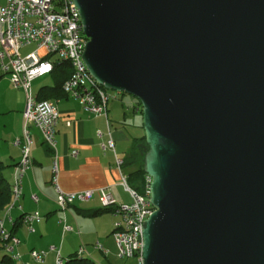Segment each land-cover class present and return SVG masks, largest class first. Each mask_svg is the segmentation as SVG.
<instances>
[{
    "label": "water",
    "instance_id": "obj_1",
    "mask_svg": "<svg viewBox=\"0 0 264 264\" xmlns=\"http://www.w3.org/2000/svg\"><path fill=\"white\" fill-rule=\"evenodd\" d=\"M82 59L141 104L143 264H264V0H73Z\"/></svg>",
    "mask_w": 264,
    "mask_h": 264
},
{
    "label": "crops",
    "instance_id": "obj_2",
    "mask_svg": "<svg viewBox=\"0 0 264 264\" xmlns=\"http://www.w3.org/2000/svg\"><path fill=\"white\" fill-rule=\"evenodd\" d=\"M0 81L7 84L10 81L1 70ZM39 88L32 89V93L37 95ZM11 90L13 98H2L0 109V158L6 165L4 175L10 182L21 157L20 148L13 141L22 131L26 101L22 88L13 86ZM55 100L59 111L55 134L59 187L67 192L106 188L117 202H129L128 191L119 184L114 154L111 150L104 151L101 143L108 136V119L116 154L122 158L128 156L133 139L144 134L136 100L125 103L122 99H110L107 116L93 115L76 99L64 94ZM30 132L32 165L22 177V196L15 205L9 207L10 200L0 209L6 228L19 238L12 251L18 253L19 258H12V253L0 245V264H54L58 251L64 264H112L110 256L116 249L112 231L118 217L101 208L96 194L89 201L76 202L64 211L59 210L55 202L57 192L50 180L54 154L36 127L30 126ZM73 150L77 151L76 155L71 154ZM130 170L132 167L123 171L127 174ZM33 194L37 195V202L33 201ZM35 211L41 219L33 223L34 230L30 231L22 224L21 216ZM64 224L71 229L64 230ZM97 244L102 250L96 248ZM51 246L56 249L51 250ZM81 246L85 251L78 255ZM32 249L47 251L43 261L31 259L29 251Z\"/></svg>",
    "mask_w": 264,
    "mask_h": 264
},
{
    "label": "built area",
    "instance_id": "obj_3",
    "mask_svg": "<svg viewBox=\"0 0 264 264\" xmlns=\"http://www.w3.org/2000/svg\"><path fill=\"white\" fill-rule=\"evenodd\" d=\"M86 41L87 37L83 32L80 15L73 0H0V70L8 75L14 87L23 89L26 97L22 131L13 141L14 145L20 148L21 157L13 170L9 207L15 205L22 196V177L32 165L30 126H34L39 130L43 142L54 154L50 180L57 192L55 202L58 209L64 211L69 205L89 201L96 194L101 208L109 209L118 217L112 231L118 257L134 258L139 264H143L142 232L145 220L155 209L150 201L151 177L145 174L143 192H138L129 186L127 174L122 169L123 158L115 152L107 119L108 136L101 143V147L104 151L113 152L114 163L119 173V184L128 191L131 200L117 202L106 188H99L96 191L91 189L63 191L58 184L59 168L56 161L55 134L59 119L56 100L38 99L32 93V81L52 72L53 62L47 58L52 54L58 59L69 61L71 65V72L62 83L63 93L76 99L93 115L107 116L108 101L116 97L99 84L87 69L82 59ZM32 42L36 44L35 50L22 55L20 49ZM41 50L43 52L40 54ZM76 153V150L71 151L72 155ZM32 199L37 202V195L33 194ZM17 207L21 209V205L17 204ZM4 219L5 216L0 218V245H3L7 252L12 253L14 246L19 243V238L6 228ZM40 219L41 216L37 211L24 213L21 216L22 224L30 231L34 230L33 223ZM63 228L71 229L66 224ZM96 248L102 250L98 244ZM50 249L55 250L56 247L51 246ZM84 251L85 248L81 246L77 254L80 255ZM46 253V250L29 251L34 262L43 261ZM12 258L18 259L19 254L12 253ZM54 264H64L59 251Z\"/></svg>",
    "mask_w": 264,
    "mask_h": 264
},
{
    "label": "trees",
    "instance_id": "obj_4",
    "mask_svg": "<svg viewBox=\"0 0 264 264\" xmlns=\"http://www.w3.org/2000/svg\"><path fill=\"white\" fill-rule=\"evenodd\" d=\"M47 58L53 62V70L50 74H48L52 77V84L41 86L36 97L38 99L55 100L62 94L66 95L62 91V83L69 76L71 72V65L69 61L58 59L52 54H49ZM136 103L138 111L142 116L141 104L137 99ZM147 150L148 146L143 134L142 136L135 137L133 139L128 156L123 158L122 169L124 170L128 167H132V170L127 173L128 184L132 189L138 192H143L144 188V176L146 174L144 172V155ZM5 167L6 165L0 158V209H2L11 200V182L4 175Z\"/></svg>",
    "mask_w": 264,
    "mask_h": 264
},
{
    "label": "rangeland",
    "instance_id": "obj_5",
    "mask_svg": "<svg viewBox=\"0 0 264 264\" xmlns=\"http://www.w3.org/2000/svg\"><path fill=\"white\" fill-rule=\"evenodd\" d=\"M36 48V44L34 42L22 47L20 49V53L22 55H26L28 53H30L31 51L35 50ZM43 52V50L40 51V54ZM2 72V71H1ZM5 77H7L8 80L9 77L8 75L4 74ZM43 84H47V85H51L52 84V79L49 78V76H43V77H39L36 78L33 82H32V89H38L41 85ZM13 86L11 84V82L9 81V83H4L2 81H0V109L2 108V98H13L14 93L12 92ZM109 92L113 95H115V97L117 99H122L125 103H127L128 101H135L136 98L124 93V92H118V91H114V90H109ZM112 100V99H111ZM2 116V115H1ZM1 121V119H0ZM110 262L112 264H139L137 262L136 259L134 258H120L117 255L116 249L115 252L113 253V255L110 256Z\"/></svg>",
    "mask_w": 264,
    "mask_h": 264
}]
</instances>
